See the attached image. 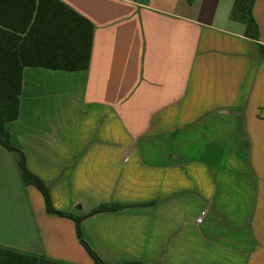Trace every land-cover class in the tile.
<instances>
[{"label":"crops","instance_id":"crops-1","mask_svg":"<svg viewBox=\"0 0 264 264\" xmlns=\"http://www.w3.org/2000/svg\"><path fill=\"white\" fill-rule=\"evenodd\" d=\"M62 1L94 25L89 66L23 67L6 124L54 207L124 205L81 221L106 262L264 264V59L234 0ZM0 246L94 264L1 144Z\"/></svg>","mask_w":264,"mask_h":264},{"label":"trees","instance_id":"trees-1","mask_svg":"<svg viewBox=\"0 0 264 264\" xmlns=\"http://www.w3.org/2000/svg\"><path fill=\"white\" fill-rule=\"evenodd\" d=\"M254 2L234 0L230 16L244 23V35L255 40L264 59V44L258 42L259 28L252 14ZM93 32V23L62 0H0V144L15 154L23 183L33 185L41 192L45 210L74 221L77 238L94 264H148L140 260L104 261L84 240L81 221L90 214L118 210L124 205L100 204L84 215L55 208L48 185L28 168L24 153L11 144L6 128L7 123L19 116L23 67L86 69L90 62ZM0 264L70 263L0 246Z\"/></svg>","mask_w":264,"mask_h":264},{"label":"rangeland","instance_id":"rangeland-1","mask_svg":"<svg viewBox=\"0 0 264 264\" xmlns=\"http://www.w3.org/2000/svg\"><path fill=\"white\" fill-rule=\"evenodd\" d=\"M16 193H18V189L16 190ZM15 199L17 200V203H18V204H16V206L19 207V201H18L19 198L18 197H15Z\"/></svg>","mask_w":264,"mask_h":264}]
</instances>
